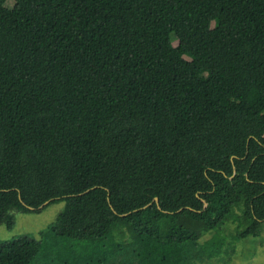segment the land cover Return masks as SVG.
I'll return each instance as SVG.
<instances>
[{"label": "trees", "instance_id": "obj_1", "mask_svg": "<svg viewBox=\"0 0 264 264\" xmlns=\"http://www.w3.org/2000/svg\"><path fill=\"white\" fill-rule=\"evenodd\" d=\"M9 1L0 225L63 200L42 238L129 229L141 264H169L230 218L235 239L260 234L264 0ZM40 242L0 241V264H32Z\"/></svg>", "mask_w": 264, "mask_h": 264}, {"label": "rangeland", "instance_id": "obj_2", "mask_svg": "<svg viewBox=\"0 0 264 264\" xmlns=\"http://www.w3.org/2000/svg\"><path fill=\"white\" fill-rule=\"evenodd\" d=\"M14 1L10 0L9 5ZM67 202L63 200L49 204L39 212L17 214L12 229L0 225V241L11 240L21 235L40 240V251L32 264H141V249L134 233L129 229L116 230L104 241L85 242L77 239L57 237L42 238L39 232L52 225L64 211ZM242 215L240 210L235 211ZM239 221L230 218L215 230L205 234L198 245H191L180 251V258L169 264H264V223L258 236L235 239ZM178 256V255H177ZM159 264H166L163 256ZM102 263V264H103Z\"/></svg>", "mask_w": 264, "mask_h": 264}]
</instances>
